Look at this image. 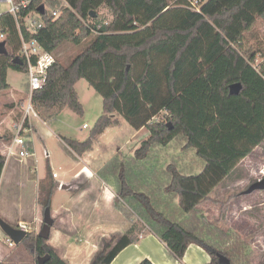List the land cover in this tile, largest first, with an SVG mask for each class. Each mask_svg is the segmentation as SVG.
I'll use <instances>...</instances> for the list:
<instances>
[{"label": "trees", "instance_id": "16d2710c", "mask_svg": "<svg viewBox=\"0 0 264 264\" xmlns=\"http://www.w3.org/2000/svg\"><path fill=\"white\" fill-rule=\"evenodd\" d=\"M188 4V0H66L59 16L45 14L39 32L24 28V35L35 37L55 55L66 42L88 43L66 64L56 55L46 83L33 91L32 103L45 122L66 107L83 115L76 84L86 79L103 97V112L85 140L60 138L82 157L108 127L120 125V117L136 130L146 128L148 135L135 150V158L119 165V197L135 203L148 231L177 260L182 262L188 247L196 243L211 254L208 264H221L218 254L235 264L227 247L231 235L209 223L199 206L264 143V0H202L200 11ZM101 8L109 10L110 19L101 18ZM1 31L8 54H0V91L11 87L9 69L27 73L26 62L13 63L21 47L13 14L0 15ZM257 58L262 61L256 64ZM236 83L241 88L232 93L231 85ZM174 140L184 142L186 150H195L201 170L188 172L173 161L162 182L159 174H146L158 185L145 186L139 161L147 159L155 146H168ZM5 163L0 154V180ZM46 182L40 185L45 208L51 207L58 187L55 180ZM143 230L135 222L119 238H103L89 264H111ZM50 238L28 232L21 244L38 256L50 253L48 264H69Z\"/></svg>", "mask_w": 264, "mask_h": 264}, {"label": "rangeland", "instance_id": "374dc122", "mask_svg": "<svg viewBox=\"0 0 264 264\" xmlns=\"http://www.w3.org/2000/svg\"><path fill=\"white\" fill-rule=\"evenodd\" d=\"M61 2L63 0L59 1ZM50 7L54 8L55 4L52 3ZM8 9L9 4L0 3V14ZM100 11L101 18H111L107 8H101ZM37 18V14L30 15L26 21L31 23L32 19ZM87 43L88 40L77 46L66 42L57 50V58L66 64L80 51L79 47L83 49ZM8 81L19 95L15 101L9 91H0V139L3 143L10 141L15 135L13 124L23 118L25 110L22 104L27 102L29 93L26 72L9 69ZM76 89L84 105V114L78 115L66 107L55 119L45 124L32 115L31 122H36L42 130V137L34 136L35 126L31 125L34 133H28L32 135L28 150L32 155L17 160L19 168L16 166L10 175V179H20L22 185L18 181L11 185L8 179L4 187L0 184V194L3 200L9 198L7 209L16 217L12 225L19 227L21 223H26L29 232L38 234L43 226L45 208L40 200V185L42 182L50 183L55 180L58 187L51 201L55 224L49 243L69 264H89L102 247L103 238L117 239L135 222L145 231L149 229L134 210L135 203H128L119 197L117 178L120 163L128 162L130 157L135 158V150L148 135V131H144L145 135L141 132L134 136L135 129L124 118L122 124L108 127L94 142L87 155L85 154L88 168L82 171L84 161L67 144L65 146L55 132L85 140L103 112L104 100L86 79H81ZM85 125L87 126L84 127ZM184 146V142L175 140L168 146L158 145L152 149L147 159L139 161L141 170L138 173L141 176L145 174V186L147 183L153 187L158 185L156 180L151 176L146 177V174H159L158 180L162 182L165 178L163 172L173 161L188 172L201 170V160L196 158L195 150H186ZM11 164L8 161L6 169ZM49 164L53 168L50 175ZM27 170L31 172L29 178ZM132 170L134 174L137 173L136 167L133 166ZM55 172L58 174L57 178L53 175ZM263 172L264 143L257 146L210 193V198L199 206L201 214L209 223L231 235L227 247L235 264H264V190L243 193L251 184L264 177ZM58 181L62 184L66 181V188H62ZM15 196L21 197L22 205L19 208L17 203H13ZM6 237L0 227V264H37L38 255L21 243L10 246Z\"/></svg>", "mask_w": 264, "mask_h": 264}, {"label": "built area", "instance_id": "2783aa9c", "mask_svg": "<svg viewBox=\"0 0 264 264\" xmlns=\"http://www.w3.org/2000/svg\"><path fill=\"white\" fill-rule=\"evenodd\" d=\"M37 0H0V3L6 2L9 4L8 13L13 14L16 18L17 27L20 32L21 37V47L19 51V57L22 58L24 63L27 65V75H28V97L27 102L23 103L25 114L23 118L14 124L16 133L13 137L12 142L8 145L6 151V156L19 155L20 157L29 156L28 144L32 143V135L28 134L31 132L33 134L31 117L32 115L38 116L33 103H32V94L34 90L40 89L44 86L48 79V73L54 62L56 61V55L46 50L40 42L35 38H26L23 33L25 28L28 32L32 34H37L39 30L44 26L43 16L46 14L56 18L61 12V8L66 5V0H63V3H59L62 0H42L37 7L31 11L25 17L20 16V12L24 9L31 7ZM57 1V2H54ZM188 7L200 11V5L202 0H188ZM55 4L53 9L51 4ZM6 13V12H4ZM3 14V13H1ZM0 14V15H1ZM37 14V19H32L31 23H28L26 19L30 15ZM5 40V34L0 32V41ZM262 60H264L262 58ZM259 58L256 59V64L259 61ZM85 125L84 127H86ZM264 173V172H263ZM54 177H58V174L55 172ZM62 185V183H61ZM63 186V185H62ZM20 228H23L29 232V227L26 223H21ZM6 241L10 246H15V242L10 238L6 237Z\"/></svg>", "mask_w": 264, "mask_h": 264}, {"label": "crops", "instance_id": "0c3cea01", "mask_svg": "<svg viewBox=\"0 0 264 264\" xmlns=\"http://www.w3.org/2000/svg\"><path fill=\"white\" fill-rule=\"evenodd\" d=\"M80 81H81V79L77 82V84L80 83ZM6 90L12 94V97L15 99V101L18 99L17 96L19 95V93L13 87H10L9 89H6ZM37 117L44 124L46 123L39 116H37ZM122 119L123 118L121 117L120 118V120H121L120 124L123 123ZM32 125L35 126L34 136L42 137V130L39 129L36 122L34 124L32 123ZM13 126H14V124H13ZM146 130H147L146 128H142L139 130L135 129L134 136L138 135L141 132L145 135L144 131H146ZM55 134L59 138H60V135L66 136V134H63L62 132H59V131L55 132ZM13 137H14V135L12 136L11 139L8 137L10 139V141H8V142L6 141L7 143L6 142L3 143V140L0 139V154L4 155L6 157V163H5L4 170L6 169V165L8 164V161L10 163H12L11 165H9V169H6L5 172L3 170L1 180H0V184L2 183L3 187L5 185V182L8 179H9L11 185L15 184V181H18L22 185V182L20 179L19 180H16V178L10 179L11 172H13L16 169V166L19 168V166L17 165V162L21 160V157L16 155V154L11 155V156H6L8 144H10L12 142ZM63 143L66 146V143L64 141H63ZM4 146H5V148H4ZM31 155H29V156H31ZM86 155H87V153H86ZM250 155H248V156H250ZM26 157H28V156H26ZM79 158H81L85 163L84 169L82 170V171H84L88 168V162L85 161L86 156L84 155V156L79 157ZM28 164H31V163L29 162ZM239 164H238V166H239ZM50 167L53 170L52 166H50ZM30 174H31V172L28 171V173H27L28 178H29ZM22 178H24V177H22ZM59 183H62V182H59ZM62 185L66 186V181H64V184H62ZM64 188H66V187H64ZM14 198H16V199L13 200V203H15V204L17 203L18 208L21 207V205H22V203L20 202L21 197L15 196ZM8 203H9V198H6V199L4 198V200H3V199H1V194H0V216L4 220H6L8 223L13 224V222L16 221V217L13 216V214L10 213V211L7 209ZM64 204L66 205V201ZM211 259H212L211 254L204 247H202L196 243H192L188 247V250H187V252L183 258V261L181 262V261L176 259V257L171 253V251L168 249L166 244L159 237H157L155 234H153L149 231L143 230V232L139 234L138 240L136 242L132 243L131 245H129L128 247H126L125 249H123L117 255V257L114 259V261L111 264H208L211 262Z\"/></svg>", "mask_w": 264, "mask_h": 264}, {"label": "water", "instance_id": "95a60500", "mask_svg": "<svg viewBox=\"0 0 264 264\" xmlns=\"http://www.w3.org/2000/svg\"><path fill=\"white\" fill-rule=\"evenodd\" d=\"M0 54H8L7 43L5 40L0 41ZM13 63L18 65H23L24 61L19 56H16L13 59ZM240 88H241L240 83L233 84L231 85V92L237 93L239 92ZM64 187L66 186L63 185L62 188ZM255 190H264V177L251 184L243 193L248 194V193H252ZM54 223H55V219L52 216L51 207L48 206L44 209L43 226L39 231L38 235L41 238L49 239L51 237V230L52 227L54 226ZM0 227L5 233V235L10 237L15 242L16 245L20 244L28 234L27 230L20 227H16L8 223L1 216H0ZM218 256L221 264H232L231 260L227 256L223 254H218ZM51 257L52 255L50 253H46L43 256H38L37 264H48V261L51 259Z\"/></svg>", "mask_w": 264, "mask_h": 264}]
</instances>
